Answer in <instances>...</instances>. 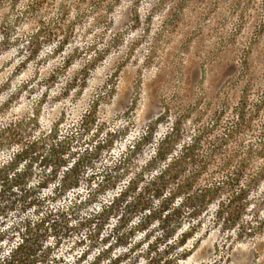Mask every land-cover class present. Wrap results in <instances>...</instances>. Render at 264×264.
<instances>
[{
  "label": "trees",
  "instance_id": "obj_1",
  "mask_svg": "<svg viewBox=\"0 0 264 264\" xmlns=\"http://www.w3.org/2000/svg\"><path fill=\"white\" fill-rule=\"evenodd\" d=\"M176 1L182 9L189 0ZM193 1L208 16L222 0ZM250 1L233 0L237 17ZM82 3L106 12L119 0H0V38L36 22L28 35L34 56L41 33L51 38L42 10L49 5L64 17L75 7L80 19ZM239 80L235 102L224 97L192 124L175 115L161 135L155 127L143 131L139 149L128 143L115 151L118 132L103 131L96 105L62 134L51 128L31 135L22 123L2 128L0 147L17 146L0 159V264H177L175 252L209 214L221 230L263 229L264 85L245 73ZM147 144L148 157L132 169ZM248 212L254 223L243 221Z\"/></svg>",
  "mask_w": 264,
  "mask_h": 264
},
{
  "label": "rangeland",
  "instance_id": "obj_2",
  "mask_svg": "<svg viewBox=\"0 0 264 264\" xmlns=\"http://www.w3.org/2000/svg\"><path fill=\"white\" fill-rule=\"evenodd\" d=\"M157 2L132 6L131 0H119L106 12L82 3L80 19L75 7L63 17L48 5L42 10L43 30L51 38L44 40L41 33L34 56L28 35L37 23L17 24L8 41L0 38V130L22 123L31 135L51 128L62 134L77 128L96 105L103 131L118 132L115 151L128 149V143L139 149L143 131L155 127V135H161L175 115L192 124L224 97L235 102L241 73L264 85V0L246 3L238 17L233 0H222L208 16L207 7L193 0L182 9L176 0ZM98 15L106 19L98 21ZM245 57L248 65L241 64ZM16 146L0 147V159ZM151 148L147 144L136 155L132 169ZM206 217L175 252L177 264H264V228L239 234ZM250 220L254 223L250 213L243 218Z\"/></svg>",
  "mask_w": 264,
  "mask_h": 264
}]
</instances>
